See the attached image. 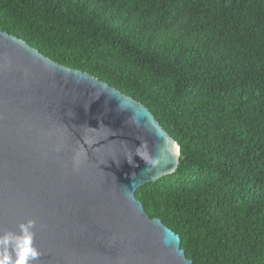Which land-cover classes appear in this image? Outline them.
Masks as SVG:
<instances>
[{
  "label": "trees",
  "instance_id": "trees-1",
  "mask_svg": "<svg viewBox=\"0 0 264 264\" xmlns=\"http://www.w3.org/2000/svg\"><path fill=\"white\" fill-rule=\"evenodd\" d=\"M0 27L177 141L176 170L135 196L192 264H264V0H0Z\"/></svg>",
  "mask_w": 264,
  "mask_h": 264
},
{
  "label": "water",
  "instance_id": "water-1",
  "mask_svg": "<svg viewBox=\"0 0 264 264\" xmlns=\"http://www.w3.org/2000/svg\"><path fill=\"white\" fill-rule=\"evenodd\" d=\"M178 163L145 105L0 27V234L34 220L32 264H192L135 196Z\"/></svg>",
  "mask_w": 264,
  "mask_h": 264
},
{
  "label": "clouds",
  "instance_id": "clouds-1",
  "mask_svg": "<svg viewBox=\"0 0 264 264\" xmlns=\"http://www.w3.org/2000/svg\"><path fill=\"white\" fill-rule=\"evenodd\" d=\"M18 232L0 234V264H32L40 253L32 243L34 220L19 224Z\"/></svg>",
  "mask_w": 264,
  "mask_h": 264
}]
</instances>
